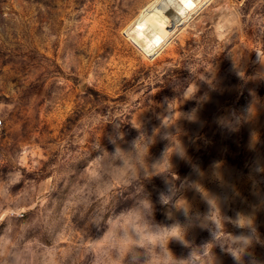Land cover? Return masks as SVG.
Returning <instances> with one entry per match:
<instances>
[{"label":"rangeland","instance_id":"1","mask_svg":"<svg viewBox=\"0 0 264 264\" xmlns=\"http://www.w3.org/2000/svg\"><path fill=\"white\" fill-rule=\"evenodd\" d=\"M151 1L0 0V264H264V0Z\"/></svg>","mask_w":264,"mask_h":264},{"label":"bare ground","instance_id":"2","mask_svg":"<svg viewBox=\"0 0 264 264\" xmlns=\"http://www.w3.org/2000/svg\"><path fill=\"white\" fill-rule=\"evenodd\" d=\"M210 0H152L127 30L128 36L148 57L159 49Z\"/></svg>","mask_w":264,"mask_h":264},{"label":"built area","instance_id":"3","mask_svg":"<svg viewBox=\"0 0 264 264\" xmlns=\"http://www.w3.org/2000/svg\"><path fill=\"white\" fill-rule=\"evenodd\" d=\"M0 124H1V120H0Z\"/></svg>","mask_w":264,"mask_h":264}]
</instances>
